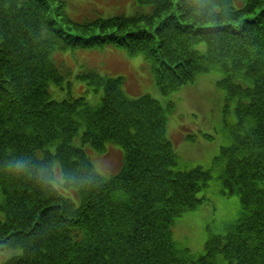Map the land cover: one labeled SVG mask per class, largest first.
Returning a JSON list of instances; mask_svg holds the SVG:
<instances>
[{
	"label": "trees",
	"instance_id": "16d2710c",
	"mask_svg": "<svg viewBox=\"0 0 264 264\" xmlns=\"http://www.w3.org/2000/svg\"><path fill=\"white\" fill-rule=\"evenodd\" d=\"M134 1L132 14L73 21L66 0H0V259L12 251L0 264H264V0ZM110 45L143 54L163 96L220 74L235 123L211 167H180L175 103L127 97L122 77L80 72L94 105L54 97L69 52ZM108 144L122 167L103 176L85 146ZM207 186L236 194L240 213L194 257L172 225Z\"/></svg>",
	"mask_w": 264,
	"mask_h": 264
},
{
	"label": "rangeland",
	"instance_id": "374dc122",
	"mask_svg": "<svg viewBox=\"0 0 264 264\" xmlns=\"http://www.w3.org/2000/svg\"><path fill=\"white\" fill-rule=\"evenodd\" d=\"M66 2L67 12L73 21L110 17L122 12L128 15L136 9L134 0H66ZM88 68L97 69L101 75L122 77V90L127 97L137 98L149 94L163 103L166 100L173 101L175 106L170 111L167 121L168 136L179 157L180 167L187 170L196 165L205 168L213 165L215 157L226 145L229 125L235 123L232 111L226 108L224 91L217 85L220 74H202L194 83L185 84L177 89V92L163 96L154 81L150 64L143 54L131 55L126 49L116 46L80 48L67 55L63 89L56 88L54 97L85 96L89 103L93 105L99 103L101 94L87 91L85 80L77 77ZM188 135H192V138H188ZM108 145L107 148H110L106 153L89 145L85 146L94 163L93 167L103 176L115 174L122 167V155L119 154L121 149L113 144ZM56 185H62L61 177ZM206 190L198 195L206 194L207 199L194 210L182 214L172 225L175 239L188 246L194 257L204 253L209 231L223 232L240 213L239 197L236 194L221 195L216 188L210 187H206ZM63 193L76 205L81 202L79 194L76 196L72 191L67 194L65 189ZM11 252L6 254L5 258H1L0 262L11 256Z\"/></svg>",
	"mask_w": 264,
	"mask_h": 264
},
{
	"label": "clouds",
	"instance_id": "9594fccd",
	"mask_svg": "<svg viewBox=\"0 0 264 264\" xmlns=\"http://www.w3.org/2000/svg\"><path fill=\"white\" fill-rule=\"evenodd\" d=\"M12 167L18 172H23L31 167V161L25 158H17V160L13 162Z\"/></svg>",
	"mask_w": 264,
	"mask_h": 264
},
{
	"label": "bare ground",
	"instance_id": "6f19581e",
	"mask_svg": "<svg viewBox=\"0 0 264 264\" xmlns=\"http://www.w3.org/2000/svg\"><path fill=\"white\" fill-rule=\"evenodd\" d=\"M38 237L40 238V241H42V240L44 239V237H43L41 234H39ZM42 245H43V244H42Z\"/></svg>",
	"mask_w": 264,
	"mask_h": 264
}]
</instances>
